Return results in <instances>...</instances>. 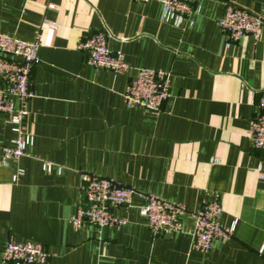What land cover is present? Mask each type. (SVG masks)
Wrapping results in <instances>:
<instances>
[{"label":"crops","instance_id":"0c3cea01","mask_svg":"<svg viewBox=\"0 0 264 264\" xmlns=\"http://www.w3.org/2000/svg\"><path fill=\"white\" fill-rule=\"evenodd\" d=\"M183 1L193 12L175 25L161 18L159 0H0V35L31 42L40 33L23 123L33 144L0 166V264L10 237L39 242L49 264H264V152L248 137L264 97V28L257 40L230 44L218 28L227 4L258 13L264 0ZM100 31L126 73L86 64L77 47ZM140 68L168 74L170 97L157 114L123 103ZM15 137L0 115V157ZM80 173L190 211L217 200L220 225H234V234L208 253L192 248L190 220L180 233L153 236L134 197L128 209L112 210L124 224L98 241L92 225L69 223Z\"/></svg>","mask_w":264,"mask_h":264},{"label":"built area","instance_id":"2783aa9c","mask_svg":"<svg viewBox=\"0 0 264 264\" xmlns=\"http://www.w3.org/2000/svg\"><path fill=\"white\" fill-rule=\"evenodd\" d=\"M147 3L151 0H125ZM161 18L170 19L178 25L189 17L193 8L183 0H159ZM218 28L226 43H233L243 37L259 39L264 28V4L258 13L248 12L240 7L227 4L218 21ZM31 42L20 41L6 35H0V115L7 116L16 137L1 149L0 166L8 167L21 157L33 144V137L24 132L23 123L27 105L33 98L30 75L39 63L38 49L40 33L36 31ZM110 35L104 32L94 33L79 43L78 50L87 54L86 64L99 71H108L121 75L128 71V65L119 52L108 47ZM170 97L168 74L146 68L137 69L125 85L122 93L127 108H141L157 114L163 102ZM258 113L250 121L248 137L255 150L264 152V97L257 104ZM49 170V165H44ZM22 174L16 169L13 179ZM80 203L69 219L74 229L92 225L97 240H102L105 228H118L124 221L113 216L114 208L131 207L134 197L139 199L137 210L145 220L153 236L173 235L182 231V222L191 221L190 237L192 248L201 253L212 250L217 240L232 238L235 226L224 228L220 225L221 205L216 200L204 204L197 211H190L184 205L146 193H140L112 178H100L88 173H80ZM50 255L43 246L32 240L16 241L10 237L1 252V264H49Z\"/></svg>","mask_w":264,"mask_h":264}]
</instances>
